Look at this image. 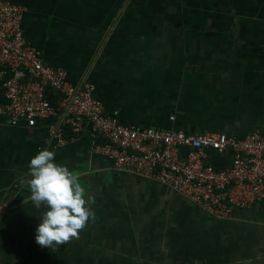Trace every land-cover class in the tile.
I'll list each match as a JSON object with an SVG mask.
<instances>
[{"label":"crops","instance_id":"1","mask_svg":"<svg viewBox=\"0 0 264 264\" xmlns=\"http://www.w3.org/2000/svg\"><path fill=\"white\" fill-rule=\"evenodd\" d=\"M25 41L82 80L124 125L187 134L264 136V0H10ZM4 100L0 88V102ZM88 123L53 147L45 123L0 115V264H264V199L217 218L170 186L92 152ZM41 149L79 174L94 218L55 250L35 241L46 206L31 201ZM230 149L207 150L216 168Z\"/></svg>","mask_w":264,"mask_h":264},{"label":"built area","instance_id":"2","mask_svg":"<svg viewBox=\"0 0 264 264\" xmlns=\"http://www.w3.org/2000/svg\"><path fill=\"white\" fill-rule=\"evenodd\" d=\"M24 10L21 4L0 0V115L15 119L13 125L44 122L45 141L53 147L74 140L88 123L99 139L93 153L111 158L117 170L170 186L213 217L227 218L232 208H249L264 199V136L252 132L238 139L122 124L92 96L88 82H69L64 69L45 62L42 52L25 41ZM208 149H230L231 164H209ZM11 207L9 199L0 200V221Z\"/></svg>","mask_w":264,"mask_h":264},{"label":"clouds","instance_id":"3","mask_svg":"<svg viewBox=\"0 0 264 264\" xmlns=\"http://www.w3.org/2000/svg\"><path fill=\"white\" fill-rule=\"evenodd\" d=\"M14 124L15 119L9 121ZM30 199L36 208L46 206L39 216L35 241L41 247L55 250L57 246L77 238L94 213L86 199V188L79 174L56 162L55 152L41 149L28 165Z\"/></svg>","mask_w":264,"mask_h":264}]
</instances>
